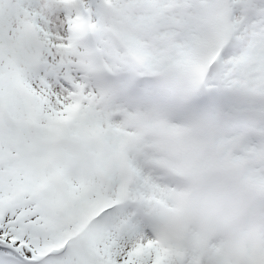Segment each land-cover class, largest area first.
Here are the masks:
<instances>
[{
  "label": "snow or ice",
  "instance_id": "6c2138e0",
  "mask_svg": "<svg viewBox=\"0 0 264 264\" xmlns=\"http://www.w3.org/2000/svg\"><path fill=\"white\" fill-rule=\"evenodd\" d=\"M0 264H264V0H0Z\"/></svg>",
  "mask_w": 264,
  "mask_h": 264
}]
</instances>
